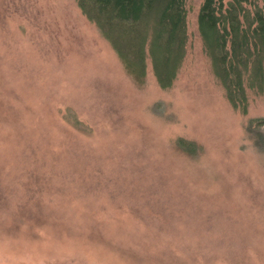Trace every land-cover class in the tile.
<instances>
[{"label": "rangeland", "instance_id": "obj_1", "mask_svg": "<svg viewBox=\"0 0 264 264\" xmlns=\"http://www.w3.org/2000/svg\"><path fill=\"white\" fill-rule=\"evenodd\" d=\"M202 1L162 89L76 0H0V264H264V151L245 130L264 95L228 102Z\"/></svg>", "mask_w": 264, "mask_h": 264}, {"label": "trees", "instance_id": "obj_2", "mask_svg": "<svg viewBox=\"0 0 264 264\" xmlns=\"http://www.w3.org/2000/svg\"><path fill=\"white\" fill-rule=\"evenodd\" d=\"M186 2L76 0L126 73L143 83L149 61L162 89L172 86L185 57ZM197 26L214 77L230 105L245 114L249 96L264 95V6L259 0H203ZM245 130L264 151V117L248 119ZM179 142L193 149V143Z\"/></svg>", "mask_w": 264, "mask_h": 264}]
</instances>
